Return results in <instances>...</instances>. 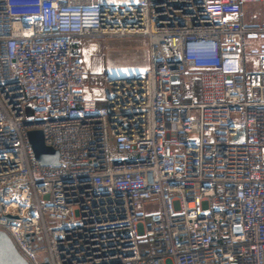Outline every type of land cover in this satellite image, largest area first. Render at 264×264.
Returning a JSON list of instances; mask_svg holds the SVG:
<instances>
[{
    "label": "built area",
    "instance_id": "2783aa9c",
    "mask_svg": "<svg viewBox=\"0 0 264 264\" xmlns=\"http://www.w3.org/2000/svg\"><path fill=\"white\" fill-rule=\"evenodd\" d=\"M262 10L0 0V231L28 264H264ZM135 36L145 70L89 68L88 41Z\"/></svg>",
    "mask_w": 264,
    "mask_h": 264
},
{
    "label": "rangeland",
    "instance_id": "374dc122",
    "mask_svg": "<svg viewBox=\"0 0 264 264\" xmlns=\"http://www.w3.org/2000/svg\"><path fill=\"white\" fill-rule=\"evenodd\" d=\"M254 11H256L253 8ZM262 12H264L262 10ZM118 41L117 45H112V42ZM90 47L88 53L90 56L89 68L98 70L101 68V63L104 61L106 65L104 68L105 74H112L115 72V67L118 65H122L120 68L124 70L122 73H131V72H140L147 68L149 63V50H148V41L143 36H135V37H126V38H113V39H105L102 38L101 41H97L96 45H93L92 42L88 41ZM93 48V49H92ZM87 53V54H88ZM99 54H103V59L99 58ZM121 73V72H120ZM91 87L96 88L97 92H101L103 88V84L105 83L104 78H91L89 80ZM200 89V83L196 84L195 90L198 91ZM158 201L154 200L148 203L145 207V211L150 213L152 211L159 210Z\"/></svg>",
    "mask_w": 264,
    "mask_h": 264
},
{
    "label": "water",
    "instance_id": "95a60500",
    "mask_svg": "<svg viewBox=\"0 0 264 264\" xmlns=\"http://www.w3.org/2000/svg\"><path fill=\"white\" fill-rule=\"evenodd\" d=\"M111 75V74H110ZM29 142L37 161L43 166H57L59 153L46 145L41 130L29 131ZM0 264H28L16 249L10 237L0 231Z\"/></svg>",
    "mask_w": 264,
    "mask_h": 264
},
{
    "label": "crops",
    "instance_id": "0c3cea01",
    "mask_svg": "<svg viewBox=\"0 0 264 264\" xmlns=\"http://www.w3.org/2000/svg\"><path fill=\"white\" fill-rule=\"evenodd\" d=\"M118 44V41H116V42H112V45H117ZM122 65H118V67L116 66L115 67V72L114 73H112V74H125V73H122V72H124V70L123 69H121L120 67H121ZM121 72V73H120Z\"/></svg>",
    "mask_w": 264,
    "mask_h": 264
}]
</instances>
